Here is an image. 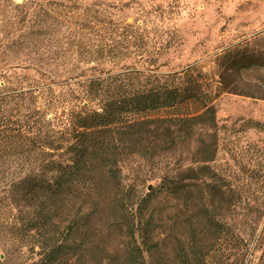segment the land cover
<instances>
[{
	"label": "rangeland",
	"instance_id": "374dc122",
	"mask_svg": "<svg viewBox=\"0 0 264 264\" xmlns=\"http://www.w3.org/2000/svg\"><path fill=\"white\" fill-rule=\"evenodd\" d=\"M0 6V97L31 87L41 109L94 110L100 104L82 101L81 84L130 69L143 82L154 76L163 83L177 73L180 83L196 86L188 110L212 108L190 134L184 125L174 145L119 163L122 186L150 200L146 264L182 258L264 264V0H0ZM37 30L45 34L9 44ZM68 76L82 77L63 84ZM48 83L49 91L39 89ZM165 174L176 176L177 195L160 190ZM124 242L120 232L111 234V262L124 257Z\"/></svg>",
	"mask_w": 264,
	"mask_h": 264
},
{
	"label": "trees",
	"instance_id": "16d2710c",
	"mask_svg": "<svg viewBox=\"0 0 264 264\" xmlns=\"http://www.w3.org/2000/svg\"><path fill=\"white\" fill-rule=\"evenodd\" d=\"M38 31L9 44L45 34ZM141 76L125 69L106 81L86 79L82 101L100 104L94 110L58 115V107L41 109L33 95L38 89L31 87L0 97V264H146L150 200L122 186L119 163L174 145L184 125L190 134L213 111L188 110L196 86L180 83L177 73L163 83ZM81 77L68 76L63 84ZM49 85L39 89L49 91ZM160 110V119L147 116ZM160 190L177 195L176 176H162ZM115 231L124 236L125 253L111 262L107 243Z\"/></svg>",
	"mask_w": 264,
	"mask_h": 264
}]
</instances>
